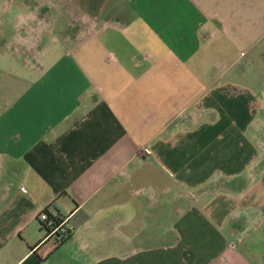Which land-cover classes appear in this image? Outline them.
<instances>
[{
    "label": "crops",
    "instance_id": "crops-1",
    "mask_svg": "<svg viewBox=\"0 0 264 264\" xmlns=\"http://www.w3.org/2000/svg\"><path fill=\"white\" fill-rule=\"evenodd\" d=\"M70 3L0 64V264H264V0Z\"/></svg>",
    "mask_w": 264,
    "mask_h": 264
},
{
    "label": "rangeland",
    "instance_id": "rangeland-1",
    "mask_svg": "<svg viewBox=\"0 0 264 264\" xmlns=\"http://www.w3.org/2000/svg\"><path fill=\"white\" fill-rule=\"evenodd\" d=\"M45 1L48 0H0L1 65L8 66L6 64L10 62V58H13L15 63L16 59L23 61L22 56L17 54L20 51L15 49L21 50L24 47H33L35 39L25 36L28 32L37 36V32L41 30V39L38 40L40 46L55 49L60 48L62 51L65 48L71 47V44H64L62 40H54L52 36L55 34L59 35L58 33L61 31H70L74 28V24L63 22L65 20H69L70 18L68 11L69 8L66 7V4H71L70 2L80 0H51L52 3H58L61 1V4L64 6L60 4L62 8H59L58 6L52 5L50 12L44 13L43 10L45 8H43L42 5ZM47 9L48 8L46 7V10ZM13 41L14 45L12 44ZM11 47H14V54H10L12 49ZM208 48H210L208 49V65L212 71L217 72L221 69L228 68L227 75L235 76L239 67L246 61L243 57L238 63L233 62L232 64H229L230 59L234 55L233 51H229L231 53H227L225 56L214 57V46L212 45ZM260 57L261 56L258 54L253 58V61L251 62L253 65H251V63H249L248 66L245 65L246 71L244 77L252 78L253 76H257V72L263 67V65H261L262 60Z\"/></svg>",
    "mask_w": 264,
    "mask_h": 264
},
{
    "label": "built area",
    "instance_id": "built-area-1",
    "mask_svg": "<svg viewBox=\"0 0 264 264\" xmlns=\"http://www.w3.org/2000/svg\"><path fill=\"white\" fill-rule=\"evenodd\" d=\"M25 189L24 186L20 187ZM51 205L44 206L38 212V219L46 230V236H53L56 241L64 239L68 235V228L66 226L67 215L60 214L56 211L50 210Z\"/></svg>",
    "mask_w": 264,
    "mask_h": 264
},
{
    "label": "flooded vegetation",
    "instance_id": "flooded-vegetation-1",
    "mask_svg": "<svg viewBox=\"0 0 264 264\" xmlns=\"http://www.w3.org/2000/svg\"><path fill=\"white\" fill-rule=\"evenodd\" d=\"M42 4H43V2H42ZM42 7H43V5H42ZM43 8H44V7H43ZM44 11H46V8L43 10V12H44Z\"/></svg>",
    "mask_w": 264,
    "mask_h": 264
}]
</instances>
